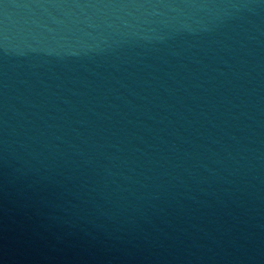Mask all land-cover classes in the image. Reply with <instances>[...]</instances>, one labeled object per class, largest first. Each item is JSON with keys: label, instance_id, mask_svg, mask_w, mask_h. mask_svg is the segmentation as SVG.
<instances>
[{"label": "water", "instance_id": "water-1", "mask_svg": "<svg viewBox=\"0 0 264 264\" xmlns=\"http://www.w3.org/2000/svg\"><path fill=\"white\" fill-rule=\"evenodd\" d=\"M0 264H264V0H0Z\"/></svg>", "mask_w": 264, "mask_h": 264}]
</instances>
